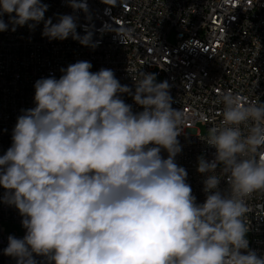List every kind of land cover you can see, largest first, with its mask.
Returning <instances> with one entry per match:
<instances>
[{
  "label": "clouds",
  "instance_id": "9594fccd",
  "mask_svg": "<svg viewBox=\"0 0 264 264\" xmlns=\"http://www.w3.org/2000/svg\"><path fill=\"white\" fill-rule=\"evenodd\" d=\"M102 2L106 11L117 6ZM67 3L90 18L86 0ZM48 9L42 0H0V32L43 22L50 41L98 46L88 25L77 32L75 15L57 14L53 23ZM91 69L77 61L58 79H38L35 106L17 117L0 155V187L26 232L10 235L4 254L16 264H37L36 256L46 264H264L249 248L245 223L247 198L264 191V103L220 94L222 123L206 138L214 158L198 159L206 178L205 200L197 203L175 161L185 113L172 107L168 81L141 72L133 91L112 69Z\"/></svg>",
  "mask_w": 264,
  "mask_h": 264
},
{
  "label": "built area",
  "instance_id": "2783aa9c",
  "mask_svg": "<svg viewBox=\"0 0 264 264\" xmlns=\"http://www.w3.org/2000/svg\"><path fill=\"white\" fill-rule=\"evenodd\" d=\"M42 2L49 5L46 19L55 23L57 14L75 15L77 32L84 35L88 25L98 46H83L71 37L50 41L42 36L43 22L32 30L25 25L12 31L9 24L0 32V155L11 146L22 110L35 106L38 79H58L62 68L88 61L91 71L112 69L134 91L133 79L141 72L155 73L157 82L168 81L172 107L185 113L178 137L182 152L175 161L186 169L197 203H203L206 175L197 171L198 159L214 158L206 138L211 127L222 123L220 94L264 103V0H117L110 11L102 0H86L90 18L74 12L67 0ZM2 18L9 21L8 14ZM121 98L133 111H142L130 95ZM198 123L206 126L205 134L196 129ZM161 154L167 158V152ZM227 187L222 178L221 190ZM4 191L0 187V264H16L3 250L10 235L23 238L26 229L18 210L3 202ZM247 203L249 248L264 255V191L252 193ZM6 222L19 224L21 231L6 230ZM35 259L46 264L43 257Z\"/></svg>",
  "mask_w": 264,
  "mask_h": 264
},
{
  "label": "rangeland",
  "instance_id": "374dc122",
  "mask_svg": "<svg viewBox=\"0 0 264 264\" xmlns=\"http://www.w3.org/2000/svg\"><path fill=\"white\" fill-rule=\"evenodd\" d=\"M196 129L203 134L206 133V126L203 124H200V123L196 124ZM4 226H5V229L8 231L11 229L18 231V232L21 231V226L19 224H16V223L6 222V223H4Z\"/></svg>",
  "mask_w": 264,
  "mask_h": 264
}]
</instances>
